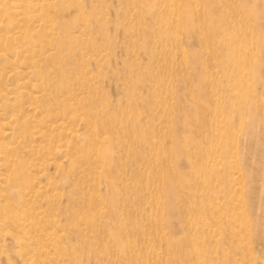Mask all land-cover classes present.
Listing matches in <instances>:
<instances>
[{
	"label": "rangeland",
	"instance_id": "1",
	"mask_svg": "<svg viewBox=\"0 0 264 264\" xmlns=\"http://www.w3.org/2000/svg\"><path fill=\"white\" fill-rule=\"evenodd\" d=\"M26 1L0 15V264H264V0Z\"/></svg>",
	"mask_w": 264,
	"mask_h": 264
},
{
	"label": "bare ground",
	"instance_id": "2",
	"mask_svg": "<svg viewBox=\"0 0 264 264\" xmlns=\"http://www.w3.org/2000/svg\"><path fill=\"white\" fill-rule=\"evenodd\" d=\"M10 1H11V0H10ZM12 1L14 2V0H12ZM17 1H18V0H17ZM21 1H22V0H21ZM28 1H29V0H28ZM28 1H26V2L28 3ZM35 1L37 2L38 5L40 4V3H38V0H35ZM46 1H47V0H46ZM46 1H45V2H46ZM13 2H12V3H13ZM24 2H25V1H24ZM43 2H44V1H43ZM47 2H48V1H47ZM58 2H59V1H58ZM62 2H63V1H62ZM35 4H36V3H35ZM42 4H43V3H42ZM46 4H48V3H46ZM51 4H52V3H51ZM55 4H56V3H55ZM63 4H64V3H63ZM35 6H36V5H35ZM39 6H40V5H39ZM14 7H15V6H14ZM40 7H41V6H40ZM40 7H38V8L40 9ZM10 8H11V5H10L9 0H0V15H2V16H7V15L9 14V10H11ZM15 8H17V7H15ZM23 8H25V7H23ZM23 8H21V9H23ZM44 8H45V7H44ZM65 8H66V6H65ZM39 9H38V10H39ZM45 9H46V8H45ZM51 9H52V8H51ZM51 9H50V10H51ZM38 10H36V11H38ZM64 10H65V9H64ZM30 11H31V10H30ZM40 11H41V10H40ZM58 11H59V9H58ZM10 12L12 13V11H10ZM41 12H42V11H41ZM41 12H40V13H41ZM46 12H47V10H46ZM22 13H23V12H22ZM27 13H28V12H26V14H27ZM38 13H39V12H37V14H38ZM12 14H13V13H12ZM14 14H15V13H14ZM30 14H31V13H30ZM44 14H45V13H44ZM50 14H52V13H50ZM19 15H20V13H19ZM19 15H17V16L19 17ZM21 15L23 16V14H21ZM21 15H20V16H21ZM27 15H28V14H27ZM27 15H26V16H27ZM10 16H11V15H10ZM12 16H13V15H12ZM12 16H11V17H12ZM54 16H55V14H54ZM13 17H14V16H13ZM24 17H25V16H24ZM37 17H39V16H37ZM48 17H49V15H48ZM48 17H46V18H48ZM1 18H2V17H1ZM13 19H14V18H13ZM27 19H28V17H27ZM14 20L16 21V19H14ZM14 20H13V21H14ZM18 20H19V19H18ZM47 20H48V19H47ZM20 21H21V20H20ZM23 21H24V20H23ZM23 21H22V24H24ZM25 21L27 22L26 19H25ZM29 21H30V20H29ZM29 21H28V22H29ZM36 21H37V20H36ZM43 21H45V20H43ZM3 22H4V21H3ZM28 22H27V23H28ZM49 22H50V21H49ZM51 22H52V21H51ZM47 23H48V22H47ZM4 24H5V23H4ZM7 24H8V23H6V25H7ZM18 24H19V23H18ZM18 24H15V25L18 26ZM22 24H21V25H22ZM48 24H49V23H48ZM54 24H55V23H54ZM2 25H3V24H2ZM9 25H10V24H9ZM46 25H47V24H46ZM3 26H5V25H3ZM23 26H24V25H23ZM53 26H54V25H53ZM46 27H47V26H46ZM50 27H51V25H50ZM4 28H5V27H4ZM14 28H15V27H14ZM42 28H44V27H42ZM48 28H49V25H48ZM77 28H78V26H77ZM5 29H6V28H5ZM52 29H55V27H54V28L52 27ZM52 29L50 28V31H51ZM58 29H59V28H58ZM7 30H8V29H7ZM20 30H21V29H20ZM41 30H42V29H41ZM45 31H46V29H45ZM45 31L43 30V32H45ZM52 31H53V30H52ZM32 32H33V31H32ZM16 33H17V32H16ZM52 33H53V32H52ZM18 34H19V32H18ZM20 34H22V33L20 32ZM20 34H19V35H20ZM53 34H54V33H53ZM30 35H31V34H30ZM33 36H34V35H33ZM49 37H50V36H49ZM58 37H59V36H58ZM60 37H61V36H60ZM10 38H11V37H10ZM12 38H14V37H12ZM15 38H16V37H15ZM48 39H49V38H48ZM50 39H52V38L50 37ZM20 40H21V39H20ZM35 40H36V39H35ZM46 40H47V39H46ZM16 41H17V40H16ZM44 41H45V40H44ZM52 41H53V40H52ZM56 41H57V40H56ZM12 42H13V41H12ZM17 42H18V41H17ZM17 42H16V43H17ZM20 42H21V41H20ZM28 42H29V41H28ZM37 42H38V41H37ZM60 42H61V41H60ZM16 43H15V44H16ZM26 43H27V42H26ZM29 43H30V42H29ZM53 43H54V42H53ZM56 43H57V42H56ZM58 43H59V42H58ZM12 44H13V43H12ZM30 44H31V43H30ZM30 44H28V46H29ZM34 44H36V43H34ZM17 45H18V44H17ZM21 45H22V44H21ZM21 45H20V47H21ZM45 45H46V44H45ZM22 46H23V45H22ZM55 46H56V45H55ZM13 47H14V46H13ZM13 47H12V48H13ZM18 47H19V45H18ZM35 47H36V45H35ZM47 48H48V47H47ZM13 49H14V48H13ZM31 49H32V48H31ZM14 50H15V49H14ZM19 50H20V49H19ZM28 50H30V49H28ZM55 50H56V49H55ZM1 51H2V50H1ZM36 51H37V50H36ZM51 51H52V50H51ZM44 52H45V51H44ZM46 52H47V51H46ZM14 53H15V52H14ZM14 53H13V54H14ZM24 53H26V51H25ZM27 53H28V52H27ZM35 53H36V52H35ZM47 54H48V52H47ZM31 55H32V54H31ZM41 55H42V53H41ZM41 55H40V56H41ZM29 56H30V55H29ZM35 56H36V55H35ZM12 57H13V56H12ZM33 57H34V56H33ZM33 57H32V58H33ZM9 58H10V57H9ZM28 58H29V57H28ZM50 58H51V57H50ZM233 62H234V61H233ZM18 63H19V62H18ZM234 63H235V62H234ZM10 64H11V63H10ZM14 64H15V63H14ZM7 65H8V64H7ZM24 66H26V65H24ZM32 66H33V65H32ZM43 67H44V66H43ZM15 68H16V67L14 66V69H15ZM34 68H35V67H34ZM235 68H236V67H235ZM10 69H11V68H10ZM6 70H7V69H6ZM8 70H9V69H8ZM11 70H12V69H11ZM16 70H17V69H16ZM28 71H29V70H28ZM0 72H1V71H0ZM30 72H31V70H30ZM19 73H20V72H19ZM19 73H18V74H19ZM37 73H39V72L37 71ZM41 74H42V73H41ZM236 74H237V73H236ZM238 74H239V73H238ZM29 75H30V74H29ZM13 76H14V75H13ZM43 76H44V75H43ZM22 78H23V77H22ZM22 78H21V79H22ZM41 78H42V77H41ZM41 78L39 77V79H41ZM14 79H15V77H14ZM23 79H24V78H23ZM82 79H83V78H82ZM86 80H87V79H86ZM86 80H84V81H86ZM87 81H88V80H87ZM238 81H239V80H238ZM15 82H16V81H15ZM29 82H30V81H29ZM13 83H14V82H13ZM39 85H40V84H39ZM14 87H15V86H14ZM23 87H24V86H23ZM5 89H6V88H5ZM14 89H16V88H14ZM1 90H2V89H1ZM26 91H27V90H26ZM30 91H31V90H30ZM39 92H40V91H39ZM29 93H30V92H29ZM68 93H69V92H68ZM72 93H73V92H72ZM72 93H71V94H72ZM81 93H82V92H81ZM10 94H11V93H10ZM26 94H27V93H26ZM68 95H70V94H68ZM80 95H81V94H80ZM33 96H34V95H33ZM41 96H42V95H41ZM63 96H64V95H63ZM76 96H77V95H76ZM24 97H25V96H24ZM66 97H67V96H66ZM83 97H84V96H83ZM21 98H22V97H21ZM58 98H59V97H58ZM69 98H70V97H69ZM69 98H68V99H69ZM13 99H14V98H13ZM13 99H12V100H13ZM15 99H16V98H15ZM26 99H27V97H26ZM32 99H33V98H32ZM32 99H30V100H32ZM63 99H64V97H63ZM70 99H71V98H70ZM72 99H73V98H72ZM61 100H62V99H61ZM64 100H65V99H64ZM33 101H34V99H33ZM57 101H58V100H57ZM57 101H56V102H57ZM5 102H6V101H5ZM42 102H44V101L42 100ZM22 103H23V102H22ZM60 103H61V102H60ZM27 104H28V103H27ZM42 104H43V103H42ZM53 104H54V102H53ZM60 106H61V104H60ZM69 106H70V105H69ZM69 106H68V107H69ZM26 107H27V106H26ZM43 107H44V106H43ZM50 107H51V106H50ZM54 107H55V104H54ZM18 108H19V107H18ZM57 108H58V107H57ZM66 108H67V107H66ZM53 109H54V108H53ZM62 109H63V108H62ZM75 109H76V108H75ZM17 111H18V109H17ZM43 111H45V110H43ZM53 111H54V110H53ZM67 111H68V110H67ZM28 112H29V111H28ZM8 113H9V112H8ZM12 113H13V112H12ZM69 113H70V111H69ZM77 113H78V112H77ZM9 114H11V113H9ZM9 114H8V115H9ZM15 114H16V111H15ZM32 114H33V113H32ZM35 114H36V113H35ZM53 114H55V113H53ZM63 115H64V114H63ZM9 116H10V115H9ZM28 116H29V115H28ZM65 116H66V115H65ZM87 116H88V115H87ZM92 116H93V115H92ZM14 117H15V116H14ZM22 117H23V116H22ZM31 117L33 118V116H31ZM67 117L69 118V116H67ZM18 118H19V117H18ZM23 118H24V117H23ZM59 118H61V117H59ZM59 118H58V119H59ZM12 120L15 121V119H12ZM16 121H17V120H16ZM29 121H30V120H29ZM36 121H37V120H36ZM60 121H61V120H60ZM60 121H59V122H60ZM63 121H64V120H63ZM30 122H31V121H30ZM84 123H85V122H83V124H84ZM32 124H33V122H32ZM62 124H64V122L61 121V125H62ZM65 124H66V123H65ZM52 125H53V124H52ZM85 125L87 126L86 123H85ZM35 126H37V125H35ZM55 126H56V125H55ZM59 126H60V125H59ZM64 126H65V125H64ZM29 127H30V126H29ZM56 127H57V126H56ZM60 127H62V126H60ZM60 127H57V128H59V130H60ZM89 127H90V126H89ZM49 128L51 129L50 126H49ZM49 128H48V131H51V130H49ZM54 128H55V127H54ZM29 129H30V128H29ZM88 129H89V128H88ZM56 130H57V129H56ZM70 130H71V129H70ZM74 130H75V129H74ZM37 131H38V130H37ZM54 131H55V129H54ZM57 131H58V130H57ZM38 132H39V131H38ZM40 132H41V131H40ZM52 132H53V130H52ZM58 132H59V131H58ZM65 132H66V131H65V128H64V133H63V135L65 134ZM72 132H73V131H72ZM75 132H76V131H75ZM82 132H83V131H82ZM90 132H91V131H90ZM31 133H32V132H31ZM35 133H36V132H35ZM33 134H34V133H33ZM40 134H41V133H40ZM63 135H62V136H63ZM89 135H90V134H89ZM89 135H88V136H89ZM92 135H93V134H92ZM33 136H34V135H33ZM64 136H65V135H64ZM71 136H72V135H71ZM90 136H91V135H90ZM65 137L67 138V135H66ZM69 137H70V136H69ZM93 137H94V136H93ZM93 137H92V138H93ZM94 138H95V137H94ZM71 139H72V138H71ZM64 142H65V141H64ZM95 142H96V141H95ZM65 143H67V142H65ZM96 143H97V142H96ZM37 145H38V144H37ZM64 145H65V144H63V146H64ZM41 147H42V146H41ZM61 147H62V146H61ZM66 147H67V146H66ZM66 147H65V148H66ZM39 148H40V147H39ZM42 148H43V147H42ZM63 148H64V147H63ZM63 148H62V151H63ZM66 149H67V148H66ZM42 150H43V149H42ZM73 150H74V149H73ZM39 151H40V150H39ZM73 153H74V152H73ZM75 153H76V152H75ZM75 153H74V154H75ZM78 155H79V154H77V156H78ZM73 157H74V156H73ZM80 158H81V156H80ZM206 163H207V162H206ZM211 164H212V163H211ZM33 165H34V164H33ZM230 174H231V173H230ZM38 190H39V189H38ZM32 191L34 192V189H33ZM32 191H30V192H32ZM30 192L28 191V193H30ZM33 192H32V193H33ZM32 193H31V194H32ZM25 194H26V193H25ZM33 195H35V194L33 193ZM30 196H31V195H30ZM213 207H214V206H213ZM100 213H101V212H100ZM20 221H22V220H20ZM24 221H25V219H24ZM17 222H18V221H17ZM17 222H16V223H17ZM21 223H22V222H21ZM28 224H29V222H28ZM28 224H27V225H28ZM16 225H17V224H16ZM19 225H20V224H19V222H18V226H19ZM22 226H24V225L22 224ZM22 226H20V227L22 228ZM23 228H24V227H23ZM52 234H55V233H52ZM56 236H57V235H56ZM52 237H55V235H53ZM27 238H28V236H27ZM57 238H58V237H57ZM29 239H30V238H29ZM31 239H32V238H31ZM50 239H51V237H50ZM55 239H56V238H55ZM32 240H33V239H32ZM37 240H38V239H37ZM32 243H33V242H32ZM34 243H35V242H34ZM36 244H38V243H36ZM21 245H22V244H21ZM48 245H49V244H48ZM28 248H29V247H28ZM48 248H49V247H48ZM57 249H58V248H57ZM59 249H60V248H59ZM41 251H42V249H41ZM29 252H30V251H29ZM30 253H31V252H30ZM30 258H31V257H29V259H30ZM25 259H27V257H26ZM32 259H33V258H32ZM30 260H31V259H30ZM25 261H26V260H25ZM30 262H31V261H30ZM51 262H52V261H51ZM32 263H33V261H32Z\"/></svg>",
	"mask_w": 264,
	"mask_h": 264
}]
</instances>
